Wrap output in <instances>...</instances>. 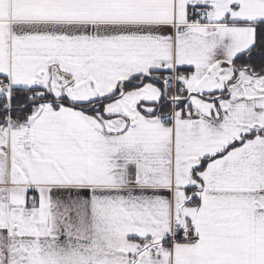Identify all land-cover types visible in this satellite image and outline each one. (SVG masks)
<instances>
[{
	"label": "snow or ice",
	"instance_id": "snow-or-ice-1",
	"mask_svg": "<svg viewBox=\"0 0 264 264\" xmlns=\"http://www.w3.org/2000/svg\"><path fill=\"white\" fill-rule=\"evenodd\" d=\"M0 264H264V0H0Z\"/></svg>",
	"mask_w": 264,
	"mask_h": 264
}]
</instances>
